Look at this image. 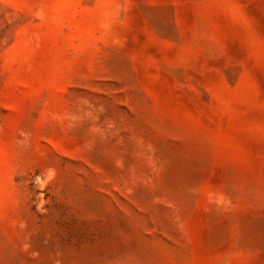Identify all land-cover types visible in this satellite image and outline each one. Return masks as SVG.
<instances>
[{"label": "rangeland", "instance_id": "rangeland-1", "mask_svg": "<svg viewBox=\"0 0 264 264\" xmlns=\"http://www.w3.org/2000/svg\"><path fill=\"white\" fill-rule=\"evenodd\" d=\"M0 264H264V0H0Z\"/></svg>", "mask_w": 264, "mask_h": 264}]
</instances>
